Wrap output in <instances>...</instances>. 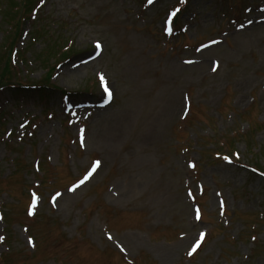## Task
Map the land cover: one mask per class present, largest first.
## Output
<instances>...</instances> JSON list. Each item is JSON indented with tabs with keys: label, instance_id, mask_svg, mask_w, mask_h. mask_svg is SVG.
<instances>
[{
	"label": "rangeland",
	"instance_id": "rangeland-1",
	"mask_svg": "<svg viewBox=\"0 0 264 264\" xmlns=\"http://www.w3.org/2000/svg\"><path fill=\"white\" fill-rule=\"evenodd\" d=\"M142 2L46 0L36 19L22 14L30 33L15 46L28 65L18 58L19 72L12 74L36 83L57 66L53 86L90 91L70 100L55 91L46 104L28 96L14 104L11 95H0L7 106L0 125V212L9 220L0 223L7 235L0 264H264V227L256 253L257 242L243 231L264 213V184L215 158L237 149L247 160L244 140L252 136L255 158L264 163V152L257 155L264 149V0H190L180 17L189 30L176 40L164 34L163 20L179 0L147 11ZM17 4L0 0L1 61L16 34ZM213 39L215 45L199 48ZM94 40L103 42L104 52L83 62L95 53ZM54 45L55 54L39 61L42 49ZM101 75L115 97L92 115L77 102L101 98ZM190 100L191 119L181 120ZM66 102L73 103V115L64 112ZM24 117L32 120L25 136ZM183 147L191 149L187 160L198 162L194 173ZM93 158H102L100 170L66 190ZM40 181L42 204L31 219L29 188ZM202 186L204 218L198 221L187 189L197 193ZM57 189L64 191L53 193ZM23 225L35 235L36 249ZM202 233L207 239L190 257Z\"/></svg>",
	"mask_w": 264,
	"mask_h": 264
},
{
	"label": "snow or ice",
	"instance_id": "snow-or-ice-1",
	"mask_svg": "<svg viewBox=\"0 0 264 264\" xmlns=\"http://www.w3.org/2000/svg\"><path fill=\"white\" fill-rule=\"evenodd\" d=\"M149 2L151 3V2H153V0H149ZM178 11H179V9H175V10L172 12V15L175 16L176 12H178ZM169 31H171V29H169ZM97 46L99 47V44H98ZM101 80H102V81L104 80L103 75H101ZM105 90L108 91V90H107V85H106V84H105ZM108 95H109V96L111 95V92H110V91H108ZM100 163H101L100 161H95V162H94V165H93V168H92L91 171L94 172V171L96 170V168L100 165ZM88 175L90 176V175H91V172H89ZM86 178H87V177H86ZM80 183H84V180H81ZM196 219H200V212H199V209H196ZM0 239H2V238H0ZM201 239H203V233L201 234ZM199 243H200L199 241L196 242L195 247L192 249L193 252L196 250V248L199 247ZM191 254H192V253L190 252L189 255H191Z\"/></svg>",
	"mask_w": 264,
	"mask_h": 264
}]
</instances>
